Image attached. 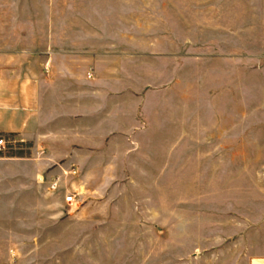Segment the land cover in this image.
Segmentation results:
<instances>
[{
    "label": "rangeland",
    "instance_id": "1",
    "mask_svg": "<svg viewBox=\"0 0 264 264\" xmlns=\"http://www.w3.org/2000/svg\"><path fill=\"white\" fill-rule=\"evenodd\" d=\"M0 50L25 51L31 69L33 56L89 55L88 72L123 96L122 110L106 112L105 142L66 135L59 120L57 164L31 139L1 154L14 159L0 176L8 264H227V207L264 198L227 196L206 129L194 135L186 118L183 135L179 122L184 111L259 110L264 0H0ZM138 119L158 132H114ZM261 152L250 151L252 169ZM71 166L67 188L81 194L70 207L65 185L49 182Z\"/></svg>",
    "mask_w": 264,
    "mask_h": 264
},
{
    "label": "crops",
    "instance_id": "2",
    "mask_svg": "<svg viewBox=\"0 0 264 264\" xmlns=\"http://www.w3.org/2000/svg\"><path fill=\"white\" fill-rule=\"evenodd\" d=\"M48 55L33 56L31 69L26 65L29 57L25 51L0 50V136L13 142L31 139L40 149L45 147L50 151V160L57 164L53 142L57 138L58 121L62 120L61 132L66 135L80 134L82 141H88L90 135H97L98 142H105L106 112L109 109L122 110L123 96L108 93L105 79L88 72L89 55H75L68 50ZM224 62H230L231 67L233 65L232 58H225ZM242 96L243 102H249L247 94ZM257 102L258 111L245 108L237 112L216 111L203 116L195 110L188 117L184 111L179 122V127L184 129L185 125L191 124L188 119L192 118L194 135L201 134L202 127L206 129L204 133L209 134L208 149L220 151V157L216 154L215 161L213 159L211 163V172L216 176L213 180L227 183V196L264 198V94L259 95ZM158 128L149 126L142 129L138 119L134 125L114 132L142 136L158 132L155 131ZM160 130L166 133L164 127ZM179 133L185 135V129ZM64 140L68 141L66 137ZM144 143L147 142H139L138 148L141 149ZM165 148L169 149V146ZM254 150L262 152L252 169L250 151ZM1 154L0 176H3L4 167L14 159ZM92 154L86 149L81 159L91 160ZM70 190L78 191L75 186ZM4 198L8 197L0 189V213ZM226 213L227 264H264V202L245 205L243 200L231 209L227 207ZM230 214L233 215L230 217ZM234 214H241V218L236 219ZM251 214L256 216L250 218ZM6 242L7 239L0 233V247ZM0 264H8V259L1 256V248Z\"/></svg>",
    "mask_w": 264,
    "mask_h": 264
},
{
    "label": "built area",
    "instance_id": "3",
    "mask_svg": "<svg viewBox=\"0 0 264 264\" xmlns=\"http://www.w3.org/2000/svg\"><path fill=\"white\" fill-rule=\"evenodd\" d=\"M13 141H9L4 136H0V154L6 151L7 147L13 145ZM62 170V174L60 176L53 177L49 182V190L52 192H57L62 190L65 185L67 196L64 198V203L67 206H73L78 202V199L81 194L80 191H71L67 188L66 182L69 179H76L78 176V169L75 166H71L68 170Z\"/></svg>",
    "mask_w": 264,
    "mask_h": 264
}]
</instances>
